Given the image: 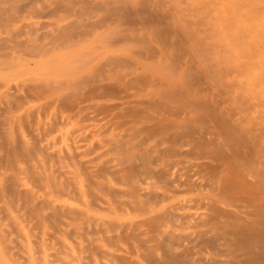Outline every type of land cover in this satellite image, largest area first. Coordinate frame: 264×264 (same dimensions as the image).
<instances>
[{
  "label": "bare ground",
  "instance_id": "1",
  "mask_svg": "<svg viewBox=\"0 0 264 264\" xmlns=\"http://www.w3.org/2000/svg\"><path fill=\"white\" fill-rule=\"evenodd\" d=\"M159 1L160 0L157 2ZM74 2L76 3L77 1ZM140 2L131 3L133 4L132 8L129 10H124V13L121 12L120 9H115L114 16L118 22H120V20H125L127 22L130 15L137 16V22H139V25L146 34L149 33V35L152 36V42L157 45V48H155L156 53L162 55V58L160 61H158V64H160V69L166 71L165 73H162L163 77H171L173 79L174 75L177 76L175 78V83L172 86L167 85L166 90L160 91L157 94H149L150 97L147 99L130 100V98H133L134 95L127 94L124 87L115 85L110 81L109 78L101 75V72L98 73V70L94 71L88 76L77 77V79L74 78V81L68 85L67 82L56 83L50 79L49 75L51 74H43L38 71L28 72L30 70L29 64L31 59L37 58V56L40 54L45 55L47 53L44 47L40 49L36 48L35 50L33 48H28L25 50V52L23 51V56L25 57H22L18 64H14L15 59L13 58H10V62L8 64H0V89H3V91L0 92V102L5 106L6 110L9 111L7 106H12L13 104L19 107L21 103L24 104L22 101L25 98L18 95L19 90H27V92L33 90V92L35 91L39 97L44 94H50L53 97H56V102H60L62 105L66 106L69 105L70 97L61 94L66 86L75 88V91L81 87L83 88L88 86V99L92 97L96 100H105L107 98L113 97L111 95L114 94L115 99H112H114L115 102L97 105L98 108L96 110H98L99 113L116 112V119L119 117L124 118L125 123H136L139 119L150 123L149 126H144L139 130L133 128V135H136L141 131H145L153 136L152 133L155 134L156 132L167 131L172 128L171 125L161 124L160 121L153 115L149 114L145 108L150 109V111L154 110L156 114L159 113L160 115H167L168 117L183 119V126L173 128V133L168 135L166 138H163L159 142V144L162 146V148L159 150V153L166 158L168 157V161H166V168H144L147 159L144 158L147 156L146 154L133 156L129 154L131 152L130 150H125V148L120 146L118 148L121 157L116 160L117 163L115 165H105L94 170H89V168L83 162L74 164L76 173L72 172V177H70L69 180L71 181V185H73L75 198L77 196V198L82 201L81 204L86 209L85 211L71 208L65 209V206L56 208L52 207L53 204L49 200L40 202L35 201L33 193L29 191L28 188H26L29 180L27 174L30 168L29 166H26L25 163L30 162L35 158H37L36 161H39L37 155L38 153L40 154L44 152L45 149L40 148L39 152H37V150V153H35L34 144L29 145L30 143L28 144V142L22 136H20L16 130L14 131V134L8 131L4 132L0 137V164L6 160L4 159L3 154L6 152L7 157L12 154L15 158L17 155L22 157L21 159L23 160L20 162L24 164L25 167H19L15 169V166L12 165L10 161L5 163L7 170L10 171V174L3 176V184L0 186V192H4V190L7 188L5 187L6 184L10 183V187L12 186V189L14 188L18 194H22L24 197H26L25 202H27V204V200H30L29 202L31 204L29 203L27 205L28 208L31 209L29 211L34 213L38 210V208L50 210L49 215H38V218L41 221L47 220L49 218H55L58 215L64 217L63 215L67 216L70 214L72 215V218L74 217L73 219L71 218L73 222H76L75 220L84 217L83 221L85 224H93L96 227L101 226V228L103 227L106 230V233L115 231L116 234L110 237V240L115 241L126 239V243L128 240H130L132 242L131 245L128 243L130 246L127 247V249L120 250V254L108 255V261L110 264H264V116H261L259 123L254 122L253 125L251 122L253 116L250 117L246 115V119L233 120L236 115L234 116V114H228L219 108L216 109L215 106H213L211 102L207 100L205 101L201 100L200 98H196L204 91V89H202L201 83V88H196L195 85L198 83L197 80L199 77L195 76L196 78H191V65L188 58L189 54H195L201 59L200 63L202 61L210 62L209 65L203 62L205 67V70L203 69V71L206 73L211 70H216L214 76L210 78L212 80L216 78V83H220L221 85V79L223 76H226L229 74V72H236L232 68L224 69L227 62L226 60H233V58L235 59L237 56L232 51H229L222 43L210 46L209 44L205 43L204 40H200L195 37L194 34L186 33L187 37H185L187 41L184 43L186 44L187 42V44H190V42H192L193 48L190 46L189 54L186 50H184L183 53L186 55H184V58H186L188 62L186 61L185 68H182L179 74H175V61H172V63L170 62V65L168 66L166 63L168 60L166 54L173 53L177 45L181 44L180 35L183 37V34L181 33V27L176 25V22H173L174 16L172 12L161 11L160 7L155 3L150 4L148 8H145V5L143 6ZM31 4V0H0V47L2 46V43L13 42V39L17 36L16 34H18L17 31L19 30V28H16L17 24L23 20L26 21V19L30 20V17H35L39 20L38 13H41V11L36 12L32 10L30 6ZM81 4L83 6V3ZM69 5H71V3ZM84 5L86 6V4ZM54 6L56 5L54 4ZM85 6L83 7L85 8ZM237 6L239 8L246 6L250 7L249 10L252 15L253 26L248 31H241L240 35L235 34L232 40L237 42L238 37H243L248 32L254 33L258 27H260V32L264 33V0H237ZM61 9H56V11L58 10L60 12ZM77 9H79V7H77ZM90 10H92V8ZM84 13H86V11ZM101 16H99V18ZM48 18L49 17H47V19ZM104 20L103 22L107 21ZM214 20L215 18L211 19L212 22ZM230 21L231 19H227V22ZM130 23L132 22L130 21ZM133 23L136 24V22ZM122 24H124V22ZM125 24L123 26H128L129 23L127 22V24ZM40 25L43 28L46 27L44 23H40ZM118 26L119 25L115 26V28ZM230 26L227 24V28ZM30 27L31 24L27 26L29 30ZM131 27L133 28V26ZM71 29L72 27L70 28L69 25L56 26L53 27L51 33H44L42 37L44 39H53L54 44L65 49L77 43V41L74 39V36L69 33ZM119 32L115 30L113 32L110 31V33L107 35H111V37L105 36L100 41L103 43L105 42L106 46L107 44L108 46H112L119 43L124 49L129 48V46L126 47L127 41L125 36ZM27 33L28 32H26V35ZM42 37L40 36L41 39L39 38V42L42 40ZM173 38H175V41H173ZM26 40L27 42L30 41L27 38ZM143 44L144 43L142 42L139 47H144ZM133 45L136 47L135 43ZM213 48L218 49V51H213ZM93 49L94 48H92V50ZM12 50L14 51V49ZM17 50L19 51V49ZM98 50L100 49L98 48ZM240 50L242 55L245 54L248 56L243 47H240ZM16 51L14 53H16ZM137 52L139 54L140 51ZM255 52L258 53L257 50ZM129 53L131 54V52ZM249 57H252V55H249ZM254 58L256 57L254 56ZM54 62L57 61L50 60L48 61L47 65L44 66L45 63H42L41 66L44 68ZM79 62H81V59L76 58H71L62 62L57 74L65 77L70 74H74L76 76L78 73H80L79 71L84 67V65H86V63L79 64ZM105 63H107V61ZM200 63H198V66H202ZM259 65L253 64L252 66L257 67ZM101 67L103 68L102 65ZM17 68H21L22 70L15 71ZM201 73L203 74L202 71ZM244 74L247 75V72ZM141 78L142 79H139L140 81L138 79H129L130 81L126 79L125 80L130 82L132 85H136L139 81V83L141 82L142 85L146 87H154L160 83L149 82L147 78ZM261 78L264 77L262 76ZM15 81L21 82L23 84H21L19 87H15L11 84ZM260 84L261 82L258 79H255L252 83V85L258 88L261 86ZM239 85L241 86V84ZM164 86H166V84H164ZM234 86H236V84H231L230 88ZM242 86H251V84L242 83ZM223 87L227 88L226 85ZM121 93L124 94V96L117 97ZM26 99L28 98L26 97ZM31 99L33 100V98ZM256 100H258L259 105H264L263 98H258L253 93H248L247 97H236L233 99V102H241L242 105L238 106L237 109H234L233 112L239 110L240 112H247L248 115H252L251 111H253ZM243 106H245V108H243ZM14 108L16 109V107ZM88 108L90 107L85 108V111L84 109L81 110H83L82 112L85 113ZM92 109H94V107H92ZM14 112L17 113L16 110ZM41 113V115H43L42 111ZM58 113L59 112H57V115H59ZM43 120L45 121V119ZM242 121L244 122V127L242 126ZM125 123L123 122L122 124ZM126 124L125 126H127ZM193 124H197L198 128L194 127ZM3 125V127H5V124ZM43 126L44 125L41 124L40 127L42 128ZM100 129L102 130V127ZM107 129L109 131L108 127ZM118 129L120 128L118 127ZM48 133L49 131L46 134L47 136L50 135V133ZM104 133L108 134L106 131ZM135 137L136 136H134V140L136 139ZM129 142H132V139L131 141L129 140ZM101 143H103V141H101ZM78 149H80V147ZM159 158L160 157H156L153 158V160L155 162H159ZM12 160L14 161L13 158ZM3 167L4 166L1 168ZM33 168L36 170L35 166ZM142 168L145 169V172H142ZM170 169H173L172 177L169 175ZM43 172L44 176L37 172L39 176L38 180L40 182L43 180V183H45L49 189L54 186L51 184L54 181L49 175H46V170L43 169ZM142 174L145 175L146 179H152L154 181L150 183L148 181L146 182L140 177ZM81 177H84V181L87 180V182L89 181L90 184L88 183V185L84 186L81 182ZM98 177L103 178H101V181L97 182L96 179ZM115 184H121L125 188H116ZM143 185H146L148 189H143ZM60 187H62V185ZM95 188L99 194L95 192ZM8 190H10V188H8ZM64 190L66 191V188ZM64 190L62 188V191ZM48 194L49 193L46 192V195ZM15 195L17 194H14V196ZM120 198H124V200H120ZM22 199L25 200V198ZM161 203H165V205L161 207L156 206L157 204ZM14 204L16 203L14 202ZM91 207H95L100 211H104L107 213V215H109V217L113 216L115 218L108 220L103 217L97 218L89 215L86 212H88ZM117 214L125 216L126 218L124 217L123 219H117ZM62 226H65L66 228L65 223H63ZM6 250L7 247L0 249V260L2 259L4 264H7V261L9 264L10 262L14 264L11 259V261L7 260L6 254L8 253H6ZM25 260L26 263L24 264H40L36 263L31 255ZM89 261H91V259ZM43 264L51 263L50 261L44 260Z\"/></svg>",
  "mask_w": 264,
  "mask_h": 264
},
{
  "label": "rangeland",
  "instance_id": "2",
  "mask_svg": "<svg viewBox=\"0 0 264 264\" xmlns=\"http://www.w3.org/2000/svg\"><path fill=\"white\" fill-rule=\"evenodd\" d=\"M74 1H77L78 3H75ZM80 1L81 3H83V6H85L84 4H86L85 8L82 6ZM132 1L140 2V0H31V9L36 12L41 11V13H38L39 20L38 18L30 17V20H23L16 25V28H19L18 31L20 33L17 31L19 35L16 34L17 36L13 39V42H5L1 44L2 46L0 47V64H8L10 62V58L15 59L14 64H18L20 62L19 60L22 57H25L23 56V53L28 48H33L35 50L36 48L40 49L44 47L47 53L45 55L40 54L37 56V58L31 59L29 64L30 70L28 72L38 71L43 74H51L49 75L50 79H52V81H55L56 83L67 82L68 85L72 81H74V78L77 79V77H85L98 70V73L101 72V75L109 78L110 81L115 85L124 87L127 94L134 95V97L130 98V100L147 99L148 97H150L149 94H157L160 91L166 90L167 85L172 86L175 83V78L177 76L174 75L173 79L171 77H163L162 73H165L166 71L160 69V64H158V61L161 60L162 55L156 53L155 48H157V45L152 42V36L149 35V33H145V31L139 25V22H137V16L133 15V17L132 15H130V17H128V26L126 25L127 22L125 20H120V22H118L116 17L114 16L115 9H120V11L123 13L124 10L131 9L133 6V4H131L133 3ZM145 1L141 0L140 2L143 6L145 5V8H148L150 4L155 3L160 7L161 11L172 12L174 16L173 22H176L175 24L181 27V33L183 34V37L180 35L181 44L177 45V50L175 49L173 53L166 54L168 57V60L166 62L168 66L170 65V62L172 63V61H175L176 70H174L177 72H175V74H179L181 72V69L185 68L187 60L186 58H184L185 54L183 52L184 50H186L189 54L190 46L192 47V42H190V44H187V42L186 44L184 43L185 41H187L186 33L194 34L195 37L200 40H204V42L209 44L210 46L222 43L229 51H232L237 56V58H233V60H226L227 62L224 69L232 68L236 72H229V74L223 76L221 79L222 84L220 85V83H216V78H214V80L210 78L214 76L216 70H211L206 73L203 71V69L205 70L203 62H205V64L207 65H209L210 62L202 61L200 63L201 59L198 57V55L187 54L189 56L187 57L189 58L191 65V78L193 77L194 79L196 78L195 76L199 77L197 80L198 83L195 86L196 88H198L200 87L201 83L202 89H204V91L200 93V95H198V97L196 98H200L201 100L205 101L207 100L211 102V104L215 106L216 109L219 108L227 112L228 114H234V116L236 115L233 120H243L244 118L246 119L247 116H253L251 120L252 125L254 122L259 123L261 116H264V105H259L258 100L255 101L253 111H251L252 115H248L247 112H240L239 110L233 112L234 109H237L238 106L242 105L241 102H233V99H235L236 97H247L248 93H253L256 97H262L264 100V78H261L262 76L264 77V33L260 32V27H258V29L256 28V32H248L245 36L238 37L237 42L232 40L235 34L240 35L241 31H248L252 28L253 21L252 15L249 10L250 7L246 6L239 8L237 6V0H160L159 2H157L158 0ZM68 3H71V5H69ZM54 4L56 6H54ZM77 7H79L80 10L77 9ZM168 7L171 9H169ZM55 8L58 10L59 8L62 9L60 12L57 10V12ZM91 8L92 10H90ZM84 10L86 11V13H84ZM99 16L101 17L99 18ZM47 17L49 18L47 19ZM212 18H215L213 22L211 21ZM104 19H106L107 21ZM227 19H231V21L227 22ZM103 20L106 22H103ZM129 20L132 23H130ZM123 22L124 24L126 22V26H123ZM133 22H136V24H134ZM40 23H44L46 25V27H44L45 29L40 25ZM29 24H31L30 30L27 28ZM227 24L228 26H231L227 28ZM67 25H69L70 28L72 27L69 33H71L74 36V39L77 41L75 45H70L71 47L64 49L54 44L53 39H44L42 37L44 33H51L53 27ZM117 25L119 26L115 28V26ZM131 26H133V28ZM118 29L120 30L121 34L125 36V39L128 43H126V47L129 46V48L124 49L119 43L112 46H108L107 44L106 46L105 42L103 43L102 41H100L105 36L111 37V35H107L110 33V31L113 32L115 30L119 32ZM121 30L124 31L122 32ZM26 32H28L27 35ZM40 36L42 37V40L39 42V40L41 39ZM26 38L30 41L27 42ZM173 41H175V38H173ZM142 42L144 43V47H139ZM134 43L136 44V47L135 45H133ZM4 47L7 49H5ZM97 47L100 50H98ZM240 47H243L245 49L248 56H246L245 54L242 55L240 53ZM92 48L94 49L92 50ZM12 49H14V51ZM17 49H19V51ZM16 50L18 51V53ZM256 50L258 51V53L255 52ZM15 51L16 53H14ZM137 51H140L139 54ZM213 51L217 52L218 49L213 48ZM129 52H131L132 55ZM87 53H90L89 56ZM249 55H252V57H249ZM86 56L88 57L85 58ZM254 56L256 58H254ZM71 58L81 59V62H79V64L86 63L84 67L82 66L83 68L79 71L80 73H78L76 76L74 74H70L66 77L57 74V71L59 70L62 62L67 61ZM50 60H56L57 62L51 63L44 68L41 66L42 63H45L44 66L47 65L48 61ZM106 61L107 63H105ZM152 62L155 64H153ZM198 63H200V65L202 66H198ZM253 64L259 66L253 67ZM101 65L103 66V68L101 67ZM20 70L22 69H15V71ZM201 71L203 72V74L201 73ZM245 72H247V75L244 74ZM141 77L147 78L149 82L160 83L159 85L154 87H146L143 86L141 82L139 83V79H142ZM125 79L128 81H130L129 79H138L139 81L137 82V84L135 83L136 85H132ZM255 79H258L261 82V86H259V88L252 85ZM242 83H249L251 84V86H242ZM11 84L15 87H19L23 83L15 81ZM164 84H166V86H164ZM231 84H236V86L230 88ZM239 84H241V86ZM224 85H226L227 88H224ZM88 88V86H85L83 88L81 87L77 89L79 91L78 92L77 90L75 91V88L66 86L61 92V94L70 97L69 105L66 106L62 105L60 102H56V97H53L50 94H44L39 97V95L35 93V91L33 92V90L28 92L27 90H19L18 95L25 98L22 101L24 104L21 103L19 107L13 104L12 106H7L9 111L6 110L5 106L0 102V110L2 109L0 111V137L4 132L10 131L14 134V131L16 130V132L20 136H22L28 142V144L30 143L29 145H35V153L39 152L40 148L45 149L44 152L40 154L38 153L37 156L39 161H36L37 158H35L34 160L25 163L26 166H29L30 168L27 174L29 180L26 188H28L29 191L33 193L35 201L40 202L49 200L53 204L52 207L57 208L65 206V209L71 208L85 211L86 209L81 204L82 201H80L77 196L75 198L73 185H71V181L69 180L70 177H72L71 173H76L74 164L83 162L86 164L89 170H94L105 165H115L117 163L116 160L121 157L118 148L120 146L125 148V150H130L132 153L130 152L129 154L133 156L146 154L147 156L144 158H147L146 164H149H145L144 168H166V161H168V157L166 158L159 153V150L162 148L159 142L163 138H166L168 135L173 133V128L183 126V119L168 117L167 115H160L159 113L156 114L154 110L150 111V109L145 108V110L149 114L157 118L161 124L171 125L172 128L167 131H159L155 134L152 133L153 136L145 131H141L140 133L133 135V128L139 130L144 126H149L150 123L139 119L136 123L126 122L128 123L126 124L124 118L119 117L118 119H116V112L103 113L100 111L101 113H99L98 110H96L98 108L97 105L115 102L114 94L111 95L113 97L107 98L105 100H96L92 97L90 98V96V99H88ZM2 91L3 89H0V92ZM121 96H124V94L121 93L117 97ZM26 97L28 99H26ZM31 98H33V100ZM218 102L220 103V105ZM14 107H16V109ZM84 107L90 108H88L89 110L87 109V111L84 113L82 112L83 110H81L84 109L85 111L86 109ZM92 107H94V109H92ZM243 108H245V106H243ZM15 110L17 111V113L14 112ZM41 111L43 112V115H41ZM56 111L59 112V115H57ZM95 112L98 113L96 114ZM74 116L76 117V119ZM41 117L45 119V121ZM57 118L59 119V121ZM123 122L127 126H125V124H122ZM3 124H5V127H3ZM41 124L44 125L42 128L40 127ZM111 124L114 125L112 126ZM193 126L198 128L197 124H193ZM242 126L244 127V122L242 123ZM101 127L103 131L100 129ZM107 127L109 128V131ZM118 127L120 129H118ZM47 129L50 133L49 136L46 135L48 132ZM105 131L108 134L104 133ZM28 134L30 135V137ZM134 136H136L135 140ZM130 138L132 139V142H129V140L131 141ZM101 141H103V143H101ZM79 147L80 149H78ZM95 147L97 148V150ZM3 154L6 162L3 161V163L0 164V186L3 184V176H7L10 174V171L7 170L5 163L10 161V163L15 166H13L15 169L19 167H25V165L20 162L23 159H21L22 157H20L19 155H17L18 158H15L12 153V155H9L8 153L9 157H12L14 159L13 161L12 158L7 157L6 152ZM156 157H160V163L153 160V158ZM1 165L5 167H3V171ZM34 166L36 170H34ZM144 168L141 169L142 172H145ZM43 169L46 170V175H49L54 181L53 183H51L54 186L49 189L47 188V185L43 183V180L41 182L38 180L39 176L37 172L41 173V175L44 176ZM169 175H171V177L173 176V169L169 170ZM103 177H98L96 181H101V178ZM140 177L146 182L148 181L149 183L154 181L152 179H146L144 174H142ZM80 179H82L81 182L84 186L88 185V183L90 184L89 181H84V177H81ZM37 180L39 181V183ZM10 185V183L6 184L5 187H7V190L5 189L4 192H0V249L7 247L6 253L8 254H6V258L7 260L11 259L14 264L26 263L25 259L30 255L36 263L40 264H43L44 260L50 261L51 264H110L108 261V255H118L120 254V250L127 249V247H129L132 243L130 240H128L126 243V239L115 241L110 240V237L116 234L115 231L106 233V230L103 227L101 228V226L96 227L93 224H85V222L83 221L84 217H81L78 220H75L76 222H73L71 220L72 215L68 214L67 216L63 215L64 217L58 215L55 218H49L47 219L49 222L47 220L41 221L39 220L38 215H49L50 210L38 208V210L34 213L29 211L31 209L28 208L27 205L30 203V200H27V204V202H25L26 197H24L22 194H18V192H16L14 188L12 189V186L10 187ZM61 185L62 187H60ZM115 186L116 188L120 189L125 188L121 184H115ZM8 188H10V190H8ZM62 188L63 190L66 188V191H62ZM142 188L146 190L148 189L146 185H143ZM46 192H48L49 194L46 195ZM95 192L99 194L96 188ZM14 194L17 195L14 196ZM22 198H25V200H23ZM120 200H124V198H120ZM14 202L16 204H14ZM163 205H165V203L157 204L156 206L161 207ZM86 213L97 218L103 217L108 220L111 218H115L113 216L109 217L106 212L100 211L95 207H91V209ZM120 214H117V219H123L125 217ZM29 215H31L33 218ZM63 223H65L66 228L65 226H62ZM38 251L41 255L38 253ZM90 259L91 261H89ZM0 264H4V261L2 259L0 260ZM7 264H9L8 261ZM10 264H12V262H10Z\"/></svg>",
  "mask_w": 264,
  "mask_h": 264
}]
</instances>
